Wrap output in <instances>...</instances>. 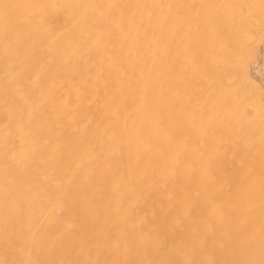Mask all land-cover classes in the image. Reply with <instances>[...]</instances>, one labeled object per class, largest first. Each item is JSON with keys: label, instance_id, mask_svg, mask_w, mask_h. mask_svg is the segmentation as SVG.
Wrapping results in <instances>:
<instances>
[{"label": "rangeland", "instance_id": "obj_1", "mask_svg": "<svg viewBox=\"0 0 264 264\" xmlns=\"http://www.w3.org/2000/svg\"><path fill=\"white\" fill-rule=\"evenodd\" d=\"M201 1L178 0V7L173 10L168 8V0H156L154 8H149L140 19L116 23L102 21L106 14L103 17L95 11V3L86 2L80 12L66 14L67 8H79L82 3L77 5L76 0H33L35 3L0 0V250L3 248L6 252L2 251L4 259H0V264H34L30 261L34 253L56 255L54 264H92V254L87 248L93 242L87 237L95 239L102 234L103 239L109 241L113 258L108 264H168L150 259L149 251L154 252L152 243L159 229L165 243L159 254L174 247V252H169L170 264H192L191 253L184 248L190 242L189 235L197 230L204 232L195 242L199 247L205 240L208 243L211 230L217 224L210 217L206 218L211 221L202 216L190 221L185 219L191 211L187 206L186 211L181 210L179 199L192 200L200 193V186L185 185L187 178L182 172L191 165L183 158L187 149L176 142L174 132L179 127L184 132L198 129L195 143L203 146L213 129L209 126L203 133L206 126L197 121L208 111L202 104L207 95L210 98L214 95L212 105L219 101V109H222L219 110V142L213 148L219 150V192L215 196L219 200V215L224 214V206L234 207L237 200L233 199L243 188L254 185L264 193V0H219V42L210 36L204 41H208L205 45L211 51L207 55H201L203 44L193 37L198 24H188L187 34L192 36L184 34L181 48L190 46L187 70L192 68L199 80L189 84L188 106L178 102L177 97L183 95L180 92L172 99L174 109L177 112L182 109L172 117L171 126L163 125L164 116L159 115L158 131L150 135L156 146L141 151L135 161L140 168V172L134 173L135 178L128 164L120 165L123 151L119 141L125 143L129 137H118L120 129L130 128L135 123L134 112L127 111L122 116L124 122L118 127L112 123L111 126L105 124L108 127L104 128L98 116L102 124H98L99 130L89 144L86 142L94 130L86 133L84 130L91 129L90 122L80 118L75 125L69 123L71 115L74 117L75 112L89 107L93 118L104 114L106 108L117 114L126 94V89L122 94L119 87L127 76L135 78L128 62L136 58L135 63L142 56L149 40L160 41L162 28L154 30L150 26L163 23L165 18L174 19L177 8H197ZM3 22L9 23L11 28L3 27ZM62 79L70 82L62 83ZM138 95L140 98L142 91ZM134 142L140 145L139 140ZM168 142H173L174 147L160 153L161 143ZM100 158L101 164L107 161L119 164L115 174L126 181L123 187L106 186L108 194L103 192L102 196L107 198L98 196L104 199V204L100 203L108 214V221H104L101 229L100 223L90 218L92 212L86 213L88 207L83 206L85 208L76 212L70 210L77 189L81 191L93 183L91 177L87 181L83 179L85 183L76 179L80 163L90 166V162ZM155 160L160 161L161 167ZM146 166L150 171L144 170ZM56 168L61 170L57 173ZM230 172L235 174V181L228 179ZM147 173L157 176L159 181L146 182ZM244 176L247 179L242 181ZM67 178L69 183H81L77 185L80 187L66 184ZM173 180L178 186L184 184V188H174ZM26 186L31 188L30 195L22 196ZM127 198L128 210L120 216L115 208ZM156 198H162V205L157 204ZM171 202L175 205L169 206ZM33 203L35 207L29 210V204ZM214 211L217 210H211L210 215L214 216ZM9 215L19 216L20 220L29 215L27 218L33 222L31 229L27 233L22 231L21 235L7 231ZM60 217L66 221L52 222ZM63 223L69 228L64 227L66 231L77 232V239L40 251L39 246L48 236L42 233L50 224L54 225V232H61ZM130 240L139 244L136 251L128 248ZM103 255L96 257L97 264H107V254L104 259Z\"/></svg>", "mask_w": 264, "mask_h": 264}, {"label": "bare ground", "instance_id": "obj_2", "mask_svg": "<svg viewBox=\"0 0 264 264\" xmlns=\"http://www.w3.org/2000/svg\"><path fill=\"white\" fill-rule=\"evenodd\" d=\"M177 1L178 0H168V8H173V10L176 9V7H178V5H176ZM204 1L205 0L201 1V4L197 8H177V13L175 12L176 14L174 19L165 18L163 23L158 22L150 26V29L154 30L162 28L160 41L157 42L154 40L155 38L149 40V45L145 50H143L142 56H140L135 63L134 60L136 58L128 62L130 69H133L135 73V78H133L132 75L127 76L126 80H124V82L121 84V87H119L120 90H122V94H124V89H126V94H124L122 97L121 102H124V104L122 103V108L117 111V114L115 111L110 112V108H106V112H104V114H96L97 116H94L93 118L92 114L89 113L91 109L89 107L87 110L75 112L74 117L71 115V118L69 119V123L72 125H75V122L80 118H86V122H90L91 129L86 128L84 130V133H86V131L94 130L93 133L91 132L92 134L90 133L91 138H89V140L86 142L89 144L92 142V137L95 136L99 130L98 124H102L100 120H97L98 116L101 117L104 123L103 125L107 124L111 126L112 123H116V126L118 127L121 122H124L122 116L127 113V111L134 112L136 117L135 123L132 124V127L130 128L120 129L118 134V137L120 136L123 139H127L129 137L127 139L128 141L125 143L119 141V145L122 146L121 150L123 151L121 154V160L123 161L120 165L128 164L133 173L132 177L134 178L136 177L134 173H137L140 169L136 165L135 161H137V158L139 159L141 151L143 149L146 150L156 146V143H154V141L151 139L152 136L150 135H153L158 131L156 120L158 121L159 115L163 114L164 116L163 125L168 127L171 126L173 123L172 120H174L172 117L177 116L178 112L180 113V110L182 109L181 108L177 112V110H175L172 106V99L177 97L178 92H180L183 95L181 97H177L178 102L181 103L182 106H188L190 103L188 98V93L190 91L189 84L191 82L196 84L199 80L196 76V72L192 71V68L191 70H187L188 59L191 58V55L189 54H191L190 51H192L190 46L188 48L185 46L184 48H181V40L184 34L189 32L188 24L195 23L196 26L197 24L199 26L195 32H193V37H196L201 42V44H203V51L200 52L201 55H207L211 52L208 45H205V43L208 41L204 42L209 36L219 42V0ZM31 2L35 3L33 0H31ZM86 2L89 4L95 3L97 6L95 11L99 12V14L102 16L106 14L105 17L103 16L104 18L102 21L107 20L110 22L116 21V23H132L140 19L144 12L147 13L149 8H154L153 6L155 5L156 0H76L75 3L77 5L80 3H82V5L79 8H67L66 14L80 12V10H82L81 7H83ZM104 11H106V13ZM2 26L5 28H11V25L7 22H3ZM171 27H173V30ZM165 32L167 33L165 34ZM187 36L191 38L192 35L187 34ZM171 54H173V56H171ZM93 66H96V63L93 64ZM206 69L208 68H205V70ZM67 82H70L69 79ZM67 82L66 79H62V83ZM106 90L108 89L106 88ZM140 91H142V95L140 98H138V93ZM184 96H186V99H183ZM201 96L204 97V95ZM213 96L214 95H211L210 98L209 95H207V97L203 98L202 104L208 109V111L205 115L200 116V119L197 120L199 123L202 121V123H204L206 126L202 130L203 133L207 131L209 126H212L214 129H212L211 133L208 132L212 135L205 140L206 143L204 142L202 147L195 143V135L197 136L199 133L198 129L192 132H184V129L179 127L176 130L177 132H174L175 137H177L176 142L182 143L187 149V151L183 152V158L188 159L191 165V168H187L189 170L186 169L182 172V174L187 178L185 180V185L187 184L188 186H192V184H198L200 186V193H196L197 195H194L192 200L186 199L184 202V198L179 199L183 206L181 207V210L184 209V211H186L187 209L188 211H191L188 213V218L185 219L190 221L195 220V217L202 216L205 217L204 219L206 221H211L210 218H212L215 225L217 224L211 230V237L208 240V243L205 240L201 246L197 247L195 242H197L200 236H203L204 234L203 231L197 230V232H195L196 236L195 234L189 233L190 242H187L184 248L185 251L191 253L190 258H192V260L190 263L192 264H264L263 189H260L254 185H252L253 188H243L239 194L238 192L236 193V198L233 199L237 200V202L234 204V207L230 209L229 206H224V214L219 215V200H217L215 197L216 193L219 192V150L215 151L213 148L214 145L219 142V110L222 109H219V101L217 104L215 103L214 106L212 105ZM63 97L64 96L61 98ZM63 100L64 99H62V101ZM114 113L116 116H114ZM211 121H213V123L207 125V123ZM106 127L108 126L105 125L104 128ZM118 129L119 128H117V130ZM172 136H174V134ZM136 139L140 141V145L142 146L134 142ZM172 143L173 142L161 143L160 150H162V152L160 153H163V151L167 152L170 150V148L172 149L175 145ZM108 148H110V146ZM101 158L90 162V166H84V164L80 163L81 169H79L80 172H77L78 176L76 179L83 183H85L84 180L87 181L90 179V177L93 179V183L90 182L91 185H86L83 189H81V191L78 188L80 186L77 187V185L81 183H69V178H67L66 181L64 179L62 180L65 181L66 184H71L72 188L74 187L79 189H77L78 192L71 201L73 204V207L70 208L71 212H73V210L76 212V210H80V208L88 207L86 213L90 214V212H92L90 214V218H95L98 223H100V229L102 228L101 226L104 221H108V214L105 212L104 208H102L103 205L100 203L102 202V204H104V199L100 200L98 196L101 198H107V196H102L103 192L104 194H108V192L105 190L106 186L115 184L118 187H123L125 186L126 182L123 180V178H121V176H118L119 174H115L118 170L119 164L113 165L110 163V161H107V163L103 162V164H101ZM99 160H101V163ZM156 163H158L161 167L160 161L158 162V160H155V164ZM86 167L89 168L83 172V169ZM60 170L61 168L58 170L56 168L55 171L58 173ZM144 170L150 171V168L148 169L146 166L144 167ZM234 175L235 174H233V172H230L228 179L235 181L236 176L234 177ZM146 176H149L146 178V182H152L156 184L155 181H159V178L157 176H152L151 173H147ZM47 178L48 176L46 175L45 179ZM222 179L228 180L226 178ZM243 179L247 178L244 176V178H241V180L244 181ZM175 182L176 180L172 181L174 188H180L179 190L184 188V184H180L178 186ZM86 187H88V189ZM94 188L96 190L92 192ZM30 189L31 188L26 186V188H24L22 191V196L30 195ZM89 192L92 193L89 195ZM157 197H159V193L157 194ZM156 199L158 200V202L156 201L157 204L160 203L159 205H162V198ZM29 205L31 206V204ZM173 205H175V203L171 202L169 206ZM30 206L29 210H32L35 207V203H33L31 207ZM127 207L128 198L125 201L121 200V204L117 205L115 211L118 215L123 216L128 210ZM211 210H217L216 212L214 211V216L210 215ZM249 210L253 212L250 213V215L247 213ZM28 216L29 215L24 218L22 217L21 220L19 216H7V220L9 221V228L7 231L18 233V235H21L22 231L27 233V231L31 229L33 223L32 219L30 221V219L27 218ZM62 219V217L53 219L52 222L57 223L62 221ZM84 219L85 218H83V220ZM90 220L94 219H89V221ZM64 221H66V219H64L62 222ZM73 221L74 223H78L76 219H73ZM128 221H130V218ZM66 224H68V222ZM61 225H63V230H61V232H54V225L50 224L49 228L42 233V235L48 234V236L45 237V243L39 246L40 251H48L53 246L58 247V245L63 243L65 244L66 242H69V240L71 242L77 239V232L66 231L65 228H69L65 227L64 223L60 224V226ZM162 233L163 232L160 229L155 231L156 237L154 238V243H152L154 245L152 248L154 252L152 250L149 251L151 252L150 259L151 261L158 259L157 262H167L170 264L171 259L169 257L171 255L169 252L173 253L175 248L173 247L168 251H165L164 249L165 252L159 254L162 251V246L165 244ZM50 235L53 236L50 237ZM103 237V234L102 236L97 235L95 239L87 237L88 241L90 240L91 243L93 242L92 245L87 248V252H91L92 254V264H97L98 260L96 257L103 253V259L107 254V264L110 261L113 262L111 249H109V241L104 240ZM130 242L131 246L127 245L128 248L130 250L133 249L136 251L139 248V244L136 242V240H130ZM2 249L0 250L1 260L4 259V253H6L4 249ZM21 249L22 246L20 250ZM2 251L4 253H2ZM163 255L168 256L167 258L162 257L161 259L160 257ZM55 259L56 255L39 256L38 254L34 253L32 256H30V261L34 264H54ZM166 259L167 261H165Z\"/></svg>", "mask_w": 264, "mask_h": 264}]
</instances>
